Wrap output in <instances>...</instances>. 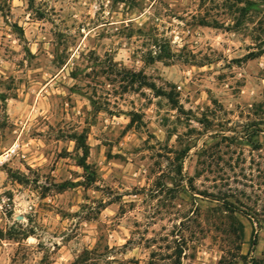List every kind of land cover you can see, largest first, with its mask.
<instances>
[{"label":"rangeland","instance_id":"obj_1","mask_svg":"<svg viewBox=\"0 0 264 264\" xmlns=\"http://www.w3.org/2000/svg\"><path fill=\"white\" fill-rule=\"evenodd\" d=\"M17 144L0 264H264V0H0Z\"/></svg>","mask_w":264,"mask_h":264},{"label":"trees","instance_id":"obj_2","mask_svg":"<svg viewBox=\"0 0 264 264\" xmlns=\"http://www.w3.org/2000/svg\"><path fill=\"white\" fill-rule=\"evenodd\" d=\"M181 174H182V169H181V166H179V168L177 170V175L180 176ZM225 208H226L225 211L230 212L231 214H235V212H236L234 210V206L232 204L226 203ZM232 217H233V220H232L231 225H230L231 232L235 236L242 238L243 237V226L239 220L235 219L234 216H232ZM256 244H257V241H254V243L252 245L256 246Z\"/></svg>","mask_w":264,"mask_h":264},{"label":"built area","instance_id":"obj_3","mask_svg":"<svg viewBox=\"0 0 264 264\" xmlns=\"http://www.w3.org/2000/svg\"><path fill=\"white\" fill-rule=\"evenodd\" d=\"M20 146L17 144L15 146H13L9 151L5 152L2 156H1V163H5L9 160H11L14 156L17 155L18 151H19Z\"/></svg>","mask_w":264,"mask_h":264}]
</instances>
